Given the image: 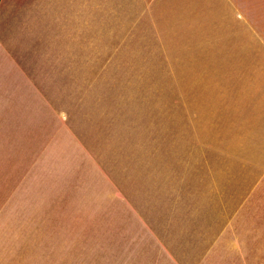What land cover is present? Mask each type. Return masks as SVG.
<instances>
[{"label":"rangeland","instance_id":"374dc122","mask_svg":"<svg viewBox=\"0 0 264 264\" xmlns=\"http://www.w3.org/2000/svg\"><path fill=\"white\" fill-rule=\"evenodd\" d=\"M99 37L0 161V264H235L222 190L264 115V0H117Z\"/></svg>","mask_w":264,"mask_h":264},{"label":"crops","instance_id":"0c3cea01","mask_svg":"<svg viewBox=\"0 0 264 264\" xmlns=\"http://www.w3.org/2000/svg\"><path fill=\"white\" fill-rule=\"evenodd\" d=\"M116 3L0 0V161L19 147L21 138L34 136L37 91L42 100L43 91L52 86L53 75L56 81L66 73L77 80L84 72V51L91 49L93 56L100 26L114 21ZM262 116L253 125L250 143L237 155L234 190H222L221 247L223 251L228 248V206L225 215L224 203L230 199V219L234 205L230 234L234 235L235 264H264ZM14 216L18 217V212L11 214Z\"/></svg>","mask_w":264,"mask_h":264}]
</instances>
